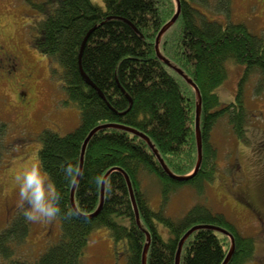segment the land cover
I'll return each instance as SVG.
<instances>
[{
    "label": "trees",
    "instance_id": "16d2710c",
    "mask_svg": "<svg viewBox=\"0 0 264 264\" xmlns=\"http://www.w3.org/2000/svg\"><path fill=\"white\" fill-rule=\"evenodd\" d=\"M41 17L31 25V42L44 56L58 64L56 70L67 96L79 109L80 122L72 131L59 134L45 129L38 158L61 193L62 209L72 215L60 220V239L33 260L13 257L29 230L21 214L0 230V256L7 264H79L89 234L106 227L115 241L122 240L126 264H141L150 233L146 264H175L180 238L194 225L219 226L234 237V251L227 264L250 260L254 243L243 236L224 215L196 205L181 218H172L149 204L143 186L147 175L157 178L162 194L185 184L198 185L213 177V148L209 143L213 125L225 117L234 133L244 138L247 112L242 85L227 104H221L215 88L227 78V64L258 70L264 78V44L261 36L242 23L208 19L188 1L180 0L176 21L160 38V55L180 68L198 87L202 160L189 179L170 178L143 138L116 127H102L88 140L82 169L74 190L77 211L70 203L73 183L64 178L60 164L77 165L82 143L94 127L119 124L145 134L176 175L190 173L197 160L194 88L155 53L156 33L175 12L174 0H25ZM226 10V7H225ZM80 55L83 37L89 31ZM80 68L82 72H80ZM94 84L95 87L92 86ZM102 94V95H101ZM131 106L130 108V102ZM128 108V109H127ZM123 170L129 177L139 211L140 226ZM101 209L92 215L100 201ZM166 198V197H164ZM158 224L167 228L165 238ZM230 249L227 235L211 228H198L184 241L178 264H221Z\"/></svg>",
    "mask_w": 264,
    "mask_h": 264
},
{
    "label": "rangeland",
    "instance_id": "374dc122",
    "mask_svg": "<svg viewBox=\"0 0 264 264\" xmlns=\"http://www.w3.org/2000/svg\"><path fill=\"white\" fill-rule=\"evenodd\" d=\"M186 1L210 20L244 24L261 36L264 44V0ZM40 17L25 0H0V45L19 54L21 62L16 78L7 77L6 67L0 68V230L20 214L13 176L18 166L38 157L42 131L65 134L80 122L79 109L68 98L56 72L58 64L31 42V25ZM29 66L37 70L28 80L33 101L25 107L17 95L25 88L17 83ZM244 71V65L228 63L227 78L215 88L220 103L227 104L234 100L241 82L247 121L243 139L234 133L225 117L213 125L209 136L212 179L198 185H181L167 194H162L153 175H146L142 184L151 207L169 217L181 218L196 205L221 213L241 235L253 238L252 257L243 264H264V78L258 70ZM60 227V220L29 223L28 233L15 245L13 257L38 258L48 245L60 239ZM158 230L163 237L168 236L162 224H158ZM123 245L122 240L111 237L106 227L96 228L89 234L79 264H126ZM7 262L0 256V264Z\"/></svg>",
    "mask_w": 264,
    "mask_h": 264
},
{
    "label": "water",
    "instance_id": "95a60500",
    "mask_svg": "<svg viewBox=\"0 0 264 264\" xmlns=\"http://www.w3.org/2000/svg\"><path fill=\"white\" fill-rule=\"evenodd\" d=\"M175 2V12L173 14V16L170 18V20L168 22H165V24L160 28V30L158 31V33H156V38H155V44H154V48H155V53L156 55L159 57V59L165 63L168 67H170L172 70H174L178 75H180L187 83L188 85H191L194 90H195V93H196V100H197V103H196V114H195V136H196V148H197V160H196V164L193 168V170L186 174V175H176L174 174L167 166L166 164L164 163V161L162 160V158L160 157V155L158 154L157 150H155L154 148V145L150 142V139L145 135L143 134L142 132H139L137 130H134V128H131V127H126L124 125H119V124H103V125H98L96 127H94L91 131H89V133L87 134V136L85 137L83 143H82V146H81V151H80V159H79V172H78V175L75 179V181L73 182V185L71 187V191H70V203H71V206L72 208L77 211L76 209V205H75V202H74V190H75V187H76V183L79 179V176H80V173H81V169H82V163H83V156H84V152H85V147H86V144L88 142V140L90 139V137L95 133L97 132V130L99 128H102V127H116V128H121V129H124V130H127L133 134H136L138 135L139 137L143 138V140L146 141V143L148 144V146L150 147V150L153 151V153L155 154L156 158L158 159L159 163L161 164L162 168L164 169V171L168 174V176L170 178H173V179H177V180H185V179H189L191 176L195 175L200 167V164H201V160H202V139H201V130H200V105H201V99H200V94H199V90H198V87L195 85V83L192 81L191 78H189V76H187V74H185L180 68H178V66L176 67L175 65H172L168 59H166L164 56L160 55V50H159V43H160V38L161 36L163 35V33L176 21V19L178 18L179 16V13H180V0H174ZM91 30H89L86 35L83 37V40H82V43L80 45V49H79V62H80V55H81V52L83 50L82 47H84L85 45V42H86V39L89 35ZM80 72H82V69L80 68ZM93 87H95L97 89V87L92 84ZM98 90V89H97ZM102 95V94H101ZM130 102V105L128 108H130L131 106V100H129ZM127 108V109H128ZM121 170V169H120ZM122 174L124 175V178L126 180V184H127V188H128V191H129V195H130V199H131V203H132V206H133V209H134V215H135V220H136V223L138 226H140V220H139V211H138V208H137V204H136V200H135V196H134V193L133 192V189H132V185H131V182H130V179L128 177V175L123 171L121 170ZM109 171L104 175L103 177V180L105 183V179L108 175ZM103 183H100V201H99V205L97 207V209L94 211V213H92V215H96L99 210L101 209V204L103 203V199H104V184ZM211 228L213 230H216L220 233H223L225 235H227L230 239V249L228 250L227 252V255L225 256L224 260L221 261L222 263L221 264H227V262H229L230 258H231V255L234 251V237L233 235L230 233V231H228L227 229H224L222 227H219V226H213V225H194L192 226L190 229H188L183 235L182 237L180 238L179 242L178 243V246H177V250H176V255H175V264H178L179 263V258H180V252H181V248H182V245L184 243V241L186 240V238L196 229L198 228ZM145 234H146V242L144 244V248H143V252H142V261H141V264H146V255L147 254V249H148V246H149V242H150V233L148 231H145Z\"/></svg>",
    "mask_w": 264,
    "mask_h": 264
},
{
    "label": "clouds",
    "instance_id": "9594fccd",
    "mask_svg": "<svg viewBox=\"0 0 264 264\" xmlns=\"http://www.w3.org/2000/svg\"><path fill=\"white\" fill-rule=\"evenodd\" d=\"M60 169L68 183H73L79 172L77 165L67 160L61 162ZM94 179L104 182L100 176ZM13 181L16 206L26 222L50 223L72 215L71 209H62L61 193L38 157L18 166Z\"/></svg>",
    "mask_w": 264,
    "mask_h": 264
},
{
    "label": "flooded vegetation",
    "instance_id": "af4514ba",
    "mask_svg": "<svg viewBox=\"0 0 264 264\" xmlns=\"http://www.w3.org/2000/svg\"><path fill=\"white\" fill-rule=\"evenodd\" d=\"M20 64L21 62L19 54L14 53L10 48L8 49L4 45H0V68L1 66H4L10 71H5L7 77L16 78V73L20 70ZM36 70L37 69H34L31 66L26 67V70L24 71V78H21V80H19L17 83L23 89L25 88L23 91H18L17 93L18 99L21 100V103L25 105V107L29 106L33 101V96L31 95L33 89L28 80L33 78V75L35 74ZM36 75H38V72Z\"/></svg>",
    "mask_w": 264,
    "mask_h": 264
}]
</instances>
